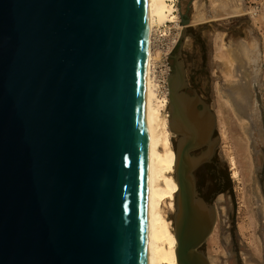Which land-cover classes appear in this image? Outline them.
<instances>
[{
    "label": "water",
    "instance_id": "1",
    "mask_svg": "<svg viewBox=\"0 0 264 264\" xmlns=\"http://www.w3.org/2000/svg\"><path fill=\"white\" fill-rule=\"evenodd\" d=\"M152 23V0H0V264H147ZM186 34L170 109L175 93L193 100L214 131L209 105L184 92ZM190 149L192 174L206 160ZM188 198L173 218L177 254L199 264L214 199L188 245Z\"/></svg>",
    "mask_w": 264,
    "mask_h": 264
},
{
    "label": "bare ground",
    "instance_id": "2",
    "mask_svg": "<svg viewBox=\"0 0 264 264\" xmlns=\"http://www.w3.org/2000/svg\"><path fill=\"white\" fill-rule=\"evenodd\" d=\"M180 1L152 0L153 23L151 26V42L149 48L151 55V126L149 146L150 202L147 264H180L177 254L179 251V243L176 238L177 230L175 229L173 218L177 209L180 207L182 194L187 198L190 196V199L192 197L193 186L191 183V175L195 178L198 195L206 203L202 200H196L193 196L190 203H186L182 209L187 221L184 230L187 231L186 241L188 245L194 239V236H190V234L198 235L211 218V210L207 204L208 200L200 188L201 176L205 175V178L208 177L211 184V182L214 183L216 181L214 179L215 175H218L220 177V182L218 181L220 187L227 189L231 186L226 184L224 176L218 170V168L220 169V164L215 159V156L218 155L217 148L221 141L216 130V116L220 114H226L231 133L229 140L232 141L230 143L232 146V154L227 156L230 164L229 181H236L238 186L242 181L249 183L247 186V203H249V210L252 211L255 218L253 224L257 225V220L259 219L264 221V181L260 180L259 176H256L260 162L257 151L264 145L263 130L260 125L261 122L264 129V105L259 91V87H263L262 90L264 92V73L262 75L258 74V68L261 65L257 63L259 55L257 44L254 45V49H250L242 41L238 42L235 46L230 45L227 47L223 41V33H219L217 35L218 37L213 40L217 48V53L214 54L213 58L215 63L219 65V77L221 80L219 84L217 83L215 85V94L218 98L217 103L213 106L216 114L212 112L215 114L216 119L214 131L211 127L210 116L204 112L199 113L195 111V101L188 100L178 95V93L174 95V108L172 112L170 109L172 93L168 90L167 79L166 84L163 85L155 71V63H158L155 57H159L161 54L157 51L159 49L160 39L158 37L157 40V37L154 36L159 34L160 29L164 26L168 27L167 24H170L178 27L180 40V37H182L181 33L189 26H183L182 24ZM213 3V0H209L211 11L214 13L211 16L217 18L220 14L214 8L215 6H212L214 5ZM235 8H227L225 5L221 6V9L227 15H230L231 11L235 10ZM203 19L201 14L195 18L199 22ZM179 40L177 42V39H175L172 46L174 47L178 43L180 45ZM251 66L253 69H251ZM172 74L173 71L168 78V84ZM171 124L176 126L178 132L182 134L176 146H174L173 141L177 134L171 132ZM256 133H258L257 136ZM225 134H221L223 139L225 138ZM215 138L217 141L216 146L214 145ZM213 147L214 155L212 156ZM200 148H204L202 155L206 160L204 164L207 165L206 171L208 174L199 171L200 167L191 174L196 161L191 160L186 150L189 151L190 149V152H194ZM178 149L184 154H181L177 160L176 150ZM193 158L196 157L193 156ZM218 165L219 167L217 168ZM224 175L227 179L226 174ZM176 176L181 181L183 187L179 186ZM216 187L214 185L211 188L207 186L206 196L210 195L208 193L213 192V189L215 190ZM222 194L224 192H220L213 201L212 207L216 215L215 225L209 237L200 247V250L205 253L206 260L204 259L202 262L200 259L199 264H221L218 263L217 257L214 258L210 255L209 250L213 245L211 238L215 234L217 224L218 212L216 202L223 201L226 206L230 205L231 202L230 199V202L227 198L222 199ZM187 202H189V198ZM196 218L200 221V228L198 229L195 228V220L193 221ZM239 231L244 233L245 230L241 226ZM206 243L207 248L205 246ZM257 256L259 257L258 249L246 245L245 251L239 256V260L240 262L242 260V264H260Z\"/></svg>",
    "mask_w": 264,
    "mask_h": 264
},
{
    "label": "rangeland",
    "instance_id": "3",
    "mask_svg": "<svg viewBox=\"0 0 264 264\" xmlns=\"http://www.w3.org/2000/svg\"><path fill=\"white\" fill-rule=\"evenodd\" d=\"M213 2L214 5L212 6H215L214 8L220 14L217 18L211 16L214 13L211 11L209 0L180 1L183 14L186 13V6H190V11L187 13L190 24L185 29L187 34L183 39L181 55L185 65V78L188 87L193 89V92L197 93L199 97H203L209 104L210 109L213 110L212 112L216 114V110L213 107L217 103L218 98L215 94V85L219 84L221 80L219 77V65L215 63L213 58L214 54L217 53L213 40L218 37L219 33H223V41L227 47L230 45L235 46L242 41L250 49H254V45L257 44L259 52L257 63L261 65L258 68V74L262 75L264 73V0H213ZM222 5L227 6V8H236L231 11L230 15H227L221 9ZM200 14L204 19L199 22L195 18ZM172 33L176 36L178 42V27L172 26ZM179 41H181V37ZM178 48L179 43L174 46L170 53L171 72H174L175 69V62L172 56L177 54ZM155 58L158 60V57ZM251 69H253L252 66ZM262 89L263 87H259L264 105V92ZM216 118L217 135L221 140L217 148L218 155H216V159L222 172L226 174V184L232 186V191L231 196L227 193L221 195L222 199L231 200V202L229 201L230 205L226 206L223 201L216 202L218 217L215 234L211 238L213 245L210 247L209 253L214 258H218V263L242 264L239 256L245 251L246 245H250L258 249L259 257L257 256V258L260 264H264V221L259 219L257 220V225L253 224L255 218L252 211L249 210V203H247V186L249 183L242 181L238 186L236 181H229L230 164L227 156L232 154V146L230 144L232 141L229 140L231 137L230 128L226 114H220ZM260 125L264 136L261 122ZM220 133H226L224 139ZM257 135L258 133H256ZM257 154L260 162L256 176H259V179L264 181V145L260 147ZM207 186L211 188L212 182L210 184L209 178H205V175L201 176L200 188L202 193L207 190ZM241 226L245 230L244 233L239 231ZM205 246L207 248V243Z\"/></svg>",
    "mask_w": 264,
    "mask_h": 264
},
{
    "label": "built area",
    "instance_id": "4",
    "mask_svg": "<svg viewBox=\"0 0 264 264\" xmlns=\"http://www.w3.org/2000/svg\"><path fill=\"white\" fill-rule=\"evenodd\" d=\"M163 29H168L164 30ZM154 37L160 39L159 49L157 50L161 54L158 58V63H155V71L158 74L159 80L165 85L166 79L168 83V78L171 74L170 66V53L174 48L172 45L174 40L177 39L176 36L172 33V26L169 24L168 27L164 26L160 29L159 34H156ZM156 43V42H155ZM175 46V45H174ZM168 85V84H167Z\"/></svg>",
    "mask_w": 264,
    "mask_h": 264
},
{
    "label": "flooded vegetation",
    "instance_id": "5",
    "mask_svg": "<svg viewBox=\"0 0 264 264\" xmlns=\"http://www.w3.org/2000/svg\"><path fill=\"white\" fill-rule=\"evenodd\" d=\"M194 90L193 89H191L190 87H188L187 89H185V94L186 95H188V96H190V97H193L194 96V93L195 92H193ZM201 99H202V101L203 102H205V103H207L205 100H204V98L203 97H200ZM209 105V104H208ZM196 108H197V110H198V112H203V106L201 105V104H198L197 106H196ZM179 137H181L179 134H177L176 135V137L174 138V141H173V143H174V146H176V144H177V141H178V139H179ZM204 153V148H200V149H198L197 151H194V152H191L190 154L192 155V156H195V157H198V156H200V155H202ZM215 159H216V156H215ZM217 160V159H216ZM210 166V165H209ZM206 167H207V165H202L200 168H199V171H202V172H205L206 174H208L207 173V171H206ZM211 167V166H210ZM213 167V166H212ZM219 167V165L217 166V168ZM218 170H219V172L224 176V179H225V182H226V178H225V173L223 174V172H222V170H221V168L219 169L218 168ZM212 171H213V169H212ZM212 174V173H211ZM261 176V175H260ZM216 181H214V183H212V187H213V185L214 186H217L216 187V189L214 190L213 189V192H209L208 194H210V195H208V196H206V191H204V196H205V198L207 199V200H210V198H213L214 200H215V198L218 196V194H220V192H224V193H227V194H229L230 196H231V191H232V186H230V187H228L227 189H225V188H222V187H220L219 186V184H218V181L220 182V177L218 176V175H215V178H214ZM223 190V191H222ZM213 196V197H212ZM213 200V201H214Z\"/></svg>",
    "mask_w": 264,
    "mask_h": 264
}]
</instances>
